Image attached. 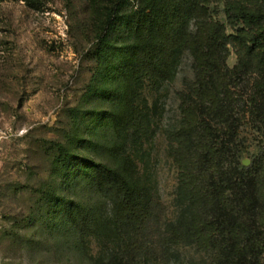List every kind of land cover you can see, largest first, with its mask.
<instances>
[{
	"label": "trees",
	"instance_id": "trees-1",
	"mask_svg": "<svg viewBox=\"0 0 264 264\" xmlns=\"http://www.w3.org/2000/svg\"><path fill=\"white\" fill-rule=\"evenodd\" d=\"M106 1L88 93L102 106L86 111L89 134L76 135L57 161L64 186L89 179L111 214L51 194L47 221L82 222L81 233L107 246L115 263L177 261L194 249L203 264H264V0ZM185 56L189 73L175 88ZM171 87L177 120L161 130ZM102 128L117 165L90 154ZM159 132L177 170L167 220L151 167Z\"/></svg>",
	"mask_w": 264,
	"mask_h": 264
},
{
	"label": "rangeland",
	"instance_id": "rangeland-1",
	"mask_svg": "<svg viewBox=\"0 0 264 264\" xmlns=\"http://www.w3.org/2000/svg\"><path fill=\"white\" fill-rule=\"evenodd\" d=\"M130 3L136 7L138 0ZM107 5L106 0H0V264H203L194 249L181 251L177 261L148 257L115 263L107 246L90 232L81 233L82 222L66 228L47 221L51 194L68 193L98 217L111 214L109 201L89 179L64 186L57 161L76 135L89 134L86 111L102 106L88 93ZM236 62L232 53L229 65ZM189 64L185 56L173 87L180 86ZM173 87L165 97L161 130L177 120ZM144 92L149 95L147 88ZM100 136L90 154L117 165L111 135L102 128ZM167 144L159 132L151 160L165 220L174 213L177 183Z\"/></svg>",
	"mask_w": 264,
	"mask_h": 264
},
{
	"label": "water",
	"instance_id": "water-1",
	"mask_svg": "<svg viewBox=\"0 0 264 264\" xmlns=\"http://www.w3.org/2000/svg\"><path fill=\"white\" fill-rule=\"evenodd\" d=\"M242 163H243L244 165H248V164H249V160H248V159H244V160L242 161Z\"/></svg>",
	"mask_w": 264,
	"mask_h": 264
}]
</instances>
